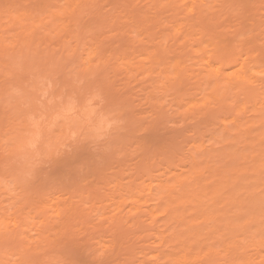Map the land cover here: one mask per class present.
<instances>
[{"label": "rangeland", "instance_id": "obj_1", "mask_svg": "<svg viewBox=\"0 0 264 264\" xmlns=\"http://www.w3.org/2000/svg\"><path fill=\"white\" fill-rule=\"evenodd\" d=\"M0 13V264H264V0Z\"/></svg>", "mask_w": 264, "mask_h": 264}, {"label": "bare ground", "instance_id": "obj_2", "mask_svg": "<svg viewBox=\"0 0 264 264\" xmlns=\"http://www.w3.org/2000/svg\"><path fill=\"white\" fill-rule=\"evenodd\" d=\"M9 9V8H8ZM6 10V9H5ZM11 11V10H10ZM22 11V10H21ZM31 11V10H30ZM30 11H28V13L30 12ZM4 12V11H3ZM12 12V11H11ZM23 12V11H22ZM1 13H2V11H1ZM0 13V14H1ZM10 13V12H9ZM14 13H15V10H14ZM17 13V12H16ZM21 13V12H20ZM44 13V12H43ZM17 14H19V13H17ZM24 16L26 17V15H27V11H26V13H25V11H24ZM2 15V14H1ZM1 15H0V17H1ZM13 15V14H12ZM21 15V14H20ZM9 16V15H8ZM16 16V15H15ZM22 16H23V13H22ZM32 16H33V14H32ZM34 17V16H33ZM37 17V16H36ZM5 18V17H4ZM12 18V17H11ZM21 18V17H20ZM24 18V17H23ZM30 19V18H29ZM14 21H15V19H13ZM30 20H33V18H31ZM36 20H38L37 18H36ZM2 21V20H1ZM1 21H0V23H1ZM17 21H20V19L19 20H17ZM10 22V21H9ZM21 22V21H20ZM32 22V21H31ZM34 22V21H33ZM32 22V23H33ZM36 22V21H35ZM15 23V22H14ZM29 23H30V21H29ZM34 24V23H33ZM4 25H6L5 23H4ZM35 25H36V23H35ZM3 27V26H2ZM1 27V29H3ZM36 28V27H35ZM47 28V27H46ZM21 30H23V29H21ZM33 30V29H32ZM4 31H5V29H4ZM27 31V30H26ZM42 31V30H41ZM39 32V31H38ZM28 32H26V34H27ZM30 33V32H29ZM33 33H35V31L33 32V31H31V34H29V35H27L26 36V34H25V31H24V33L23 32H21L20 33V36L21 35H23L24 34V37H22L23 38V40H24V42L26 41V39L28 38V37H30V35L32 36L33 35ZM40 35V34H39ZM34 36V35H33ZM2 37V36H1ZM36 37V36H35ZM41 37V36H40ZM25 38V39H24ZM32 38H34V37H32ZM2 39V38H1ZM22 40V41H23ZM27 41H28V39H27ZM26 41V42H27ZM86 60V59H85ZM85 63V62H84ZM180 63V62H179ZM182 64H184V63H182ZM176 65H178V64H176ZM181 65V64H180ZM183 66V65H182ZM119 67V66H118ZM180 67V66H179ZM116 68V67H115ZM183 68V67H182ZM118 69V68H117ZM122 69V68H121ZM171 69V68H170ZM182 70V69H181ZM205 77V76H204ZM264 112V111H263ZM262 112V113H263ZM264 115V114H263ZM261 119V118H260ZM261 121H262V119H261ZM238 125H240L239 123H238ZM237 125V126H238ZM240 127V126H239ZM264 128V127H263ZM261 130V129H260ZM259 136H260V134H259ZM261 136H262V133H261ZM260 136V137H261ZM263 140H264V138H263ZM239 154V153H238ZM244 154V153H243ZM196 164H197V162H195ZM258 164V163H257ZM197 165H199V164H197ZM189 167H191V165L189 166ZM198 167V166H197ZM192 168V167H191ZM196 168V166L193 168V170ZM201 168V167H200ZM259 168V167H258ZM197 172H196V171ZM194 171L196 172V174L195 173H193V172H191L192 171V169L191 170H188L189 171V173H193V174H195V175H199L200 176V174H199V172L198 171H200V170H198V169H195ZM186 171H187V169H186ZM182 173V175L180 174V176H175V177H173V178H170V179H176V180H174V181H169V183L168 182H164V185L161 183V185H162V188H161V190H159V188H158V190L156 191V193H154L155 194V196H159V195H156V194H161V193H163V194H161V196H163L164 195V193H168L167 195L169 196L170 195V198L173 200L172 202L173 203H176V206L178 207V205L181 203H185V202H187V201H190V197L191 196H189V195H191L190 193H192L193 194V196H192V198L194 199L195 198V196L194 195H196V199L197 198H199V196H198V194H194L197 190H195V189H193V188H189V187H184V184H185V181H183V179H185V177H187V173L188 172H181ZM184 173V174H183ZM188 173V174H189ZM198 173V174H197ZM204 174V173H203ZM202 174V171H201V175H203ZM184 175V176H183ZM190 175V174H189ZM198 176V177H199ZM181 179V180H180ZM226 179V178H225ZM228 181V180H227ZM176 182H178L179 184H177ZM198 182V181H197ZM153 184V183H152ZM158 184V183H157ZM195 184H196V181H195ZM225 184V183H224ZM223 184V185H224ZM160 185V184H159ZM157 186V185H156ZM166 188H164V187ZM200 186V185H199ZM190 187H193V185L192 186H190ZM196 187H198V186H196ZM201 187V186H200ZM205 188V187H204ZM207 188V187H206ZM205 188V189H206ZM154 189V188H153ZM163 189V190H162ZM215 189V188H214ZM155 190V189H154ZM204 190V189H203ZM230 190V189H229ZM237 190V189H236ZM206 191V190H205ZM212 191H214V190H212ZM157 192H159V193H157ZM214 193H217V192H214ZM235 193V192H234ZM153 195V194H152ZM189 196V198H187ZM198 196V197H197ZM230 197V196H229ZM261 198H264V197H261ZM189 199V200H188ZM200 199V198H199ZM235 199V198H234ZM255 199V198H254ZM195 200V199H194ZM261 200V199H260ZM167 201V200H166ZM256 201V200H255ZM264 201V200H263ZM217 202V201H216ZM257 202V201H256ZM167 203V202H166ZM259 203H261V202H259ZM164 204V203H163ZM174 206H175V204H173ZM255 205V204H254ZM164 206V205H163ZM181 206V205H180ZM160 207H161V205H160ZM170 207V206H169ZM256 207V206H255ZM260 209V208H259ZM172 210V209H171ZM178 210V209H177ZM154 212V211H153ZM152 212V213H153ZM156 212V211H155ZM171 212V211H170ZM174 212V211H173ZM178 213H179V211H177ZM175 213V212H174ZM154 214V213H153ZM176 214V213H175ZM168 215V214H167ZM242 215V214H241ZM172 216H174V215H172ZM240 217V216H239ZM165 221V220H164ZM166 221H167V218H166ZM177 221H178V218H177ZM175 222V221H174ZM172 223V222H171ZM199 232V231H198ZM171 254V253H170ZM173 254V253H172ZM168 255V254H167ZM174 255V254H173ZM165 256V255H164ZM169 256V255H168ZM175 256V260H176V255H174ZM173 257V256H172ZM174 258V257H173ZM165 259H169V257L168 258H165ZM178 259V258H177ZM170 260H172V258L170 259ZM234 262V261H233ZM232 264V263H231ZM233 264H235V263H233Z\"/></svg>", "mask_w": 264, "mask_h": 264}, {"label": "snow or ice", "instance_id": "obj_3", "mask_svg": "<svg viewBox=\"0 0 264 264\" xmlns=\"http://www.w3.org/2000/svg\"><path fill=\"white\" fill-rule=\"evenodd\" d=\"M262 208H264V201H262ZM97 264H105V262L101 260V261H98Z\"/></svg>", "mask_w": 264, "mask_h": 264}]
</instances>
